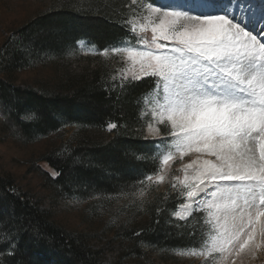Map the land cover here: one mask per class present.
<instances>
[{
  "label": "snow or ice",
  "instance_id": "obj_1",
  "mask_svg": "<svg viewBox=\"0 0 264 264\" xmlns=\"http://www.w3.org/2000/svg\"><path fill=\"white\" fill-rule=\"evenodd\" d=\"M123 7L127 15L119 26L131 39L101 54L123 57L111 76L117 99L151 78L146 119L132 138L147 140L146 128L158 163L114 192L94 189L88 198L143 193L147 182H164L171 162L190 156L180 168L183 176L174 177V210L168 213L180 237L193 240L178 254L236 264L242 254L264 250V4L258 11L241 0H130ZM49 174L61 176L51 169ZM163 211L155 209L157 216ZM5 242L13 255L15 240L9 235Z\"/></svg>",
  "mask_w": 264,
  "mask_h": 264
},
{
  "label": "trees",
  "instance_id": "obj_2",
  "mask_svg": "<svg viewBox=\"0 0 264 264\" xmlns=\"http://www.w3.org/2000/svg\"><path fill=\"white\" fill-rule=\"evenodd\" d=\"M127 3L60 0L17 27L0 48V113L7 127L28 141L53 134L64 124L83 127L74 141L42 153L36 167H30L29 173H37L41 180L39 191L29 183L23 186L20 176L0 167V220L4 221L0 224V264H162L155 249L193 243L191 237L181 238L169 223L168 213L174 210L172 185L153 196L141 217L121 221L108 236L63 224L46 202L53 187L57 194L76 193L84 198L94 189L114 192L158 163L154 139L132 138L142 127V100L151 78L120 93L119 99V89L112 90L108 73L97 66L75 71L65 67L63 78L50 89L14 79L17 70L39 55L61 56L80 40L103 50L131 38L119 26L120 16L127 15L123 7ZM27 116L33 119H23ZM108 122L118 127L109 130ZM50 169L61 176L53 179ZM157 207L166 211L157 216ZM36 232L41 238H36ZM9 235L16 243L13 255L6 252Z\"/></svg>",
  "mask_w": 264,
  "mask_h": 264
},
{
  "label": "rangeland",
  "instance_id": "obj_3",
  "mask_svg": "<svg viewBox=\"0 0 264 264\" xmlns=\"http://www.w3.org/2000/svg\"><path fill=\"white\" fill-rule=\"evenodd\" d=\"M59 1L0 0V48L17 27L24 24L35 14L56 6ZM150 2L155 1L150 0ZM175 2L182 3L183 0H175ZM128 3H130V0H128ZM241 3L251 6L254 10L258 11L260 6L264 4V0H241ZM237 15H239V12H237ZM130 39L126 37L114 46H120ZM145 39L149 40L150 34H147ZM111 47L108 48L110 49ZM102 51L95 45L89 44L85 40H80L73 49H70L61 56L50 54L39 55L27 67L17 70L14 73V79L16 82H23L36 88L50 89L63 78L62 75L66 70L65 67L75 71V69H82L87 66L89 68L97 66L106 70L109 80L112 81L111 76L122 66L123 57L116 56L111 52L107 56H104L101 54ZM145 96L142 100V119H146L143 116ZM5 126L0 113V167L13 171L20 176V183L23 186L29 183L36 191H39L41 180L37 173H29L30 167H36L38 163L36 160H38V157H41L42 153L57 149L63 144L74 141L80 135L83 128L79 124H64L53 134L40 136L35 140L28 141ZM144 134L154 139L146 128L144 129ZM158 152L159 150L156 149L155 155ZM191 158L190 156H186L183 161L176 159L174 162H171L162 173L165 176L164 182L158 185L147 182L141 186L143 193L138 190L135 192V195L127 192L126 195L109 201L103 197L99 200L88 197L84 198L76 193L57 194L53 187L46 202L54 208L55 216L63 224L73 229L86 231L91 235L96 232H102L108 236L113 233L114 228L121 221L129 218L133 219L135 216L141 217L148 202L152 200L156 193L165 191L168 186L172 185L174 177L183 176L180 168ZM44 167L49 169L46 165ZM183 248L152 249L155 256L164 260L162 264H207V261L203 257L179 255L178 252ZM236 264H264V250L258 251L255 255L242 254L241 258L237 259Z\"/></svg>",
  "mask_w": 264,
  "mask_h": 264
}]
</instances>
